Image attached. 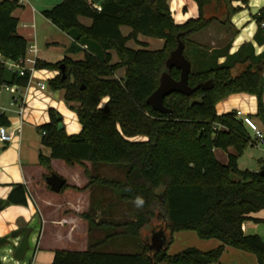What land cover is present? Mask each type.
Masks as SVG:
<instances>
[{
    "label": "trees",
    "instance_id": "trees-1",
    "mask_svg": "<svg viewBox=\"0 0 264 264\" xmlns=\"http://www.w3.org/2000/svg\"><path fill=\"white\" fill-rule=\"evenodd\" d=\"M239 1V0H233ZM246 4L247 0H242ZM198 17L182 25L174 23L168 0H64L42 15L73 40L61 63L38 60L36 70H55L65 66L62 75L47 82L53 91H64V100L77 112L81 132L67 135L59 130L62 118L55 110L48 111L50 122L39 128L41 143L50 150L49 157L39 155V164L52 174L51 161L67 166H82L89 183L82 189L64 185L62 191H85L96 183L119 191L121 198L135 204L133 232L140 236L155 218L162 220L171 238L156 252L149 250L146 240L137 254L101 253L94 244L85 251L56 250L51 264H214L226 249L254 254L264 264V242L259 236L246 235V222L264 220L253 217L264 210V178L258 172L240 170L238 160L249 146L255 145L251 133L232 111L218 115L216 106L231 95L255 96L257 116L264 124V53L255 54L252 43L243 44L230 54L231 44L207 49L190 38L207 30L212 22L230 26L231 16L238 9L223 10L224 16L209 13L225 0H195ZM21 8L19 0L0 1V90L4 86L24 89L29 75L19 76L4 65L26 55L28 43L18 35ZM79 18L91 20L89 27ZM255 20L258 31L254 42L264 46V10ZM121 27L131 29L123 36ZM164 41L160 50L150 51L138 42V36ZM183 42L184 56L191 64L188 84L191 88L208 81L210 91L199 90L190 97L172 94L164 106L171 114L151 109L147 99L158 88L160 77L167 72L179 80V70H167L166 60L177 48V37ZM133 41L140 49H131ZM112 52L119 62L112 63ZM83 53L75 61L73 55ZM223 60V62H220ZM244 70L235 72L237 67ZM124 70L123 77H117ZM106 104L101 107L103 100ZM0 127H11L8 117L0 113ZM44 132V135L42 133ZM137 137L145 141H133ZM233 149V153H228ZM214 150L227 153V164H221ZM84 163L122 165L125 182L110 183L93 176ZM261 170H264L262 163ZM7 206L27 205V187L13 186ZM83 218L89 231L95 225L94 205ZM193 231L201 240H216L218 248L208 252L187 249L175 255L168 248L175 233Z\"/></svg>",
    "mask_w": 264,
    "mask_h": 264
},
{
    "label": "crops",
    "instance_id": "crops-1",
    "mask_svg": "<svg viewBox=\"0 0 264 264\" xmlns=\"http://www.w3.org/2000/svg\"><path fill=\"white\" fill-rule=\"evenodd\" d=\"M27 3L28 2H26V0L23 3L19 2V4L22 5V8H26ZM233 3L235 7L242 5L240 2L235 1L232 2L231 6ZM212 12V14L220 15L223 13V10L222 8H214ZM15 17L20 21V17ZM82 19L84 18H79V22L82 25L87 27L91 25L83 24L81 21ZM241 24L236 26L233 19L230 21V26H222L217 21L212 22L207 30H205L209 34H212L211 36H208V39H206L204 43H202V46H209V49H219L230 43V54H234L243 44L252 43L256 55L264 53V46L260 47L254 42V36L258 31L257 25L253 23L250 24L249 21L245 24L242 22ZM126 28L128 29V32L124 33L123 31ZM29 29L31 28L29 27ZM120 30L123 36L131 34V29L128 27H121ZM17 31L18 35L22 36L28 44H34V42L36 43L31 34L25 35L21 34L19 30ZM150 39L161 42L160 48L157 50H160L163 47V40L148 38L141 35L137 38L138 42L146 45L147 47ZM70 41L71 44H73V40L71 38ZM219 44H222V46L219 47ZM36 47L38 49L37 43ZM127 47L131 49L139 48L138 44L133 41L128 42ZM66 55L67 54H65L62 59H59L57 63L62 62ZM42 59L43 58L40 57L38 49V60L45 61ZM118 62L119 59L117 55L112 52V63L117 64ZM220 62H223V60ZM40 71L41 70L36 71L34 79L35 82L41 81L45 83L47 86L46 89L40 90L34 86V88L19 91L16 96L7 91L0 92V109L3 114H9V116L6 115L11 126L8 129L13 134L12 143L7 145L0 143V203L8 198V195L12 192L11 190L14 185L23 184L27 187L26 206L11 205L0 210V237H9L12 233L17 231H20L23 235L24 232L29 231V250L25 256L27 257L28 255L30 259L27 264H51L55 258L54 254L56 250L77 251L76 249H81L80 251H85L88 248L89 243L94 244L96 247H104L115 238H122L126 241L125 244H122V247H127L130 240L137 237L133 232V226H131V223L135 221V217L123 218L125 212L124 206L118 207L115 205L112 206L109 211L110 207L106 205V202L103 199V196L107 194L106 190L117 191L119 193L117 189L110 187L108 184L105 185L99 182L85 191H76L74 189L61 191L60 193L62 197L60 202L54 201V199L49 195V192L51 191L46 184V179L49 176L46 170H44V168L39 164V155L49 157L50 150L42 145V137H39V128L50 122L48 113L50 109L55 110L59 114L63 112L62 107L64 106L65 100L64 91L53 92L47 85L48 81L58 76V72L51 75L49 73L41 74L39 73ZM116 76L123 77L124 70H119ZM35 92H37L36 97H34ZM14 98L19 99V103L15 106H11V101ZM34 100H39L40 102H33ZM22 101L25 102V110L23 115L20 116L18 114V110L20 102ZM30 103L35 104V110L31 111L28 108ZM257 103L258 102L255 96L247 94L231 95L227 98V100H223L216 106V111L218 115H223L232 111H241L242 113L250 116L257 126L264 132V124L257 116ZM25 123H27L28 126H26ZM63 127L65 130V126ZM249 131L254 141V134L250 129ZM221 152L223 151L214 150L215 157L221 164L226 165L227 153ZM233 152V149H229L228 151V153ZM55 161L57 160L51 161V168L53 173L59 175L54 170ZM84 166L88 168L92 174L94 167H92L90 163H84ZM73 167H77L80 171V177L76 179L75 182H70V184L66 181V184L70 187L82 189L89 183V180L84 172V167L79 165ZM95 177L110 183H118L111 181L110 179L107 180L99 175ZM120 200L123 203H129L128 201L123 200L121 195ZM92 205H94V219L96 226L93 230L89 231L90 226L83 218V215L89 213ZM253 217L264 220V215L263 217H257L256 215ZM47 223H50L54 227L52 233L53 240L56 242H64V248L57 249L58 247H50V244L46 242L45 226ZM103 229H112L114 232L105 237H100L97 232H100V230ZM243 231L246 235H249L246 223L243 225ZM95 234L97 235V238H95ZM195 235L197 236L196 233ZM92 238H94L93 241ZM20 241V239L12 240L11 246L0 249V261L2 264H19L17 263L18 260L14 258V252ZM219 245V242L217 245L214 243H207V247H201L198 250L208 252L218 248ZM232 250L233 249H226L224 253H228ZM234 254H236L234 256L236 258L234 264H247L246 261L250 258L244 253H242L243 255H239V253ZM252 264L254 263L252 262Z\"/></svg>",
    "mask_w": 264,
    "mask_h": 264
},
{
    "label": "rangeland",
    "instance_id": "rangeland-1",
    "mask_svg": "<svg viewBox=\"0 0 264 264\" xmlns=\"http://www.w3.org/2000/svg\"><path fill=\"white\" fill-rule=\"evenodd\" d=\"M64 0H26L27 5L26 8L17 9L14 13L15 16L20 17L18 30L21 34L29 35L31 34L32 38L36 41L40 57L43 58L42 60H45V62H50L51 64H56L59 59H62L65 54H67L68 49L71 47V41L70 38L62 32L59 28L51 24L47 19H45L42 15V12L45 10H49L56 5L62 3ZM221 6L218 8H222V10L225 9V7L228 9H238L237 12L232 14L231 19H233L234 24L240 25L242 22L245 24L246 22H250L257 25V22L255 20V16L258 15V13L262 10H264V0H247L248 2L246 4L243 3L242 0L236 1L240 2L241 6H231L232 2H235L233 0H225ZM168 5L171 11V16L173 18V21L175 24H182L186 22L188 19H193L198 17V8L195 0H168ZM216 8V9H218ZM213 13L212 10L208 12ZM221 17L224 16V14H220ZM83 24L90 25V20L84 18L81 20ZM23 24L28 25L29 27L33 26L34 29L29 28H23ZM242 25V24H241ZM124 33L128 32V29H124ZM212 33H208L207 31L202 32L200 34H196L190 38L192 42H195L197 44L202 45L206 39H208V36H211ZM160 43L158 40H149L147 49L150 51H156L158 48H160ZM219 47L222 46V44L218 45ZM205 47V46H204ZM141 47L137 48L140 49ZM209 49V46L207 47ZM72 59L75 61H79L83 59V53H79L77 55H73ZM61 63V62H60ZM245 66L237 67L235 72H240L244 70ZM261 71L264 73V67L261 66ZM39 73H49L53 75L56 74L57 71L55 70H41ZM60 73L58 72V76ZM37 92L34 93V97H36ZM40 100V99H39ZM39 100H34L33 102L39 103ZM107 102V99L103 100L101 103V107H103ZM28 108L32 111L35 110V104L30 103L28 105ZM219 109V108H218ZM62 113L59 114L62 118V124L65 126V132L67 135H77L81 132V127L79 125V121L77 118V115L75 111L71 110L69 105L65 102L64 106L62 107ZM7 116H9L8 113H6ZM26 126H28L27 123H25ZM41 134V132H40ZM39 134V137H42ZM146 138L144 137H137L133 139V141H145ZM223 153V152H221ZM262 163H264V145H253L249 146L245 152L244 155L238 160V166L240 170H249L251 172H260L262 168ZM45 170V169H44ZM54 170L59 174L61 178H63L65 181H67L68 184L70 182H75L76 179L80 177V171L77 169V167H71L65 165L62 161H55L54 164ZM47 174L48 171L46 170ZM53 173V172H52ZM56 174V173H55ZM92 174L94 176H101L103 178H106L107 180L115 181L124 183L125 182V167L122 165H97L94 166V169L92 171ZM107 194L103 196L104 201L106 202V205H108L109 211L112 206L117 205L118 207L124 206V217L123 218H132L135 217L136 214V206L134 203H123L120 200V195L117 191H109L106 190ZM50 197L54 199L56 202H60L61 200V193L56 194L49 192ZM122 204V205H121ZM120 209V208H119ZM257 217H263L264 210L260 211L259 213L255 214ZM248 226V232L249 235H256L259 236L262 241L264 242V221L259 223L254 222H246ZM53 225L50 223H47L45 226L46 230V242L49 243L50 247H58L57 249L64 248V242L59 241L56 242L53 240L52 233H53ZM112 232H114L112 229H103L100 230V232H97L100 237H105L107 235H110ZM94 235V234H93ZM155 235H159L161 238L164 239V241H168L171 236L168 231V229L165 226L164 221L158 220L155 218L150 226L146 227L143 230L142 237L137 236L136 238H133L130 240L129 245L127 247H122V244H125L126 241L121 239H113L104 247H97V251L101 253H116V254H137L140 253L143 250V246L145 244V241H149V245L152 243L153 237ZM95 238H97V235L95 234ZM94 238H92V241ZM207 243H214L217 245L216 240H201L198 238L195 233L193 232H179L175 233L172 237L171 244L168 248V254L169 255H175L178 254L184 250H187L188 248H194L199 249L201 247H207ZM77 251H80L81 249H76ZM239 253V255H243L242 253L246 254L247 257H250L247 259V264H257V258L254 254L242 252L239 250L233 249L232 251L228 253L222 254L219 262L214 264H234L236 261V258L234 257L236 254ZM253 260H252V258ZM29 256L27 255L26 258H24L21 261H18L19 264H27L29 263Z\"/></svg>",
    "mask_w": 264,
    "mask_h": 264
},
{
    "label": "water",
    "instance_id": "water-1",
    "mask_svg": "<svg viewBox=\"0 0 264 264\" xmlns=\"http://www.w3.org/2000/svg\"><path fill=\"white\" fill-rule=\"evenodd\" d=\"M93 1L97 4L101 0ZM177 40V48L170 53L165 65L167 70H179V80L173 79L167 72L163 73L160 77L158 88L147 99V104L151 107V109L160 114H171V110L164 106V100L172 94H181L186 97H190L199 90L210 91L213 89L212 81L201 83L194 88L189 86L188 78L192 67L190 62L184 56L185 46L180 40V35L177 37ZM59 73L62 75V79L65 80L66 76L64 65H60ZM58 128L59 130L64 129L63 124L59 123ZM259 175L264 178V170H261ZM46 184L50 188L51 192L58 194L62 191L66 181L57 174L52 173L49 177H47ZM29 234V231L24 232L23 235L20 231H17L12 233L9 237H0V249L11 246L12 240L20 239L21 241L14 252V258L18 261L23 260L29 250ZM164 243L165 241L163 238L159 235H155L152 243L149 245V250L158 252L163 248V246H165ZM0 264H2L1 261Z\"/></svg>",
    "mask_w": 264,
    "mask_h": 264
},
{
    "label": "built area",
    "instance_id": "built-area-1",
    "mask_svg": "<svg viewBox=\"0 0 264 264\" xmlns=\"http://www.w3.org/2000/svg\"><path fill=\"white\" fill-rule=\"evenodd\" d=\"M24 1L25 0H19L20 3L21 2L23 3ZM23 28H29V26L23 24ZM30 28L34 29L33 26H31ZM37 61H38V49L36 47V43L34 42V44L33 43L28 44L26 55L23 58H20L17 61L5 62L4 65L9 71L18 74L21 77L26 76L27 74L29 75L30 79L28 80V85L26 88H24V90L34 88V86L36 88H39L40 90H44L47 87L46 84L41 81L35 82L34 79V74L37 71L35 68ZM22 90L23 89L18 88L16 86H11V87L4 86L2 87L0 92L7 91L10 94L16 96V94ZM18 100L19 99L16 98L12 99L11 106L17 105V103H19ZM24 110H25V102L22 101L20 102L18 114L22 116ZM0 113H3L1 109H0ZM236 115L239 119H242L246 127H248L254 134L255 145L257 144L264 145V132L257 126V124L252 120V118L242 113L241 111H236ZM42 135H44V132L42 133ZM12 140H13V134L9 131V129L7 127H0V143L7 145L12 143Z\"/></svg>",
    "mask_w": 264,
    "mask_h": 264
}]
</instances>
